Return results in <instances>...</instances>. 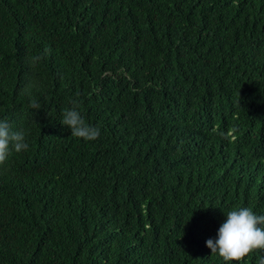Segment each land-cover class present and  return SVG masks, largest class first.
<instances>
[{"label": "trees", "instance_id": "obj_1", "mask_svg": "<svg viewBox=\"0 0 264 264\" xmlns=\"http://www.w3.org/2000/svg\"><path fill=\"white\" fill-rule=\"evenodd\" d=\"M0 120L29 145L0 164V264L264 256L205 244L264 214V0H0Z\"/></svg>", "mask_w": 264, "mask_h": 264}, {"label": "clouds", "instance_id": "obj_2", "mask_svg": "<svg viewBox=\"0 0 264 264\" xmlns=\"http://www.w3.org/2000/svg\"><path fill=\"white\" fill-rule=\"evenodd\" d=\"M50 53V48L44 49V55ZM41 58L37 55L31 58V62L34 64ZM73 104L75 107L64 111L60 123L70 129L73 137L87 141L96 140L100 129L86 123L77 110L78 102L73 101ZM31 108L40 109L39 102L33 100ZM10 145L17 153L29 148L24 131H14L6 120H0V164L8 158ZM225 216L226 219L218 228L217 238L205 241L211 254H217L225 262H239L256 251L264 250V214L257 215L249 207H239L229 210ZM259 264H264V256L259 258Z\"/></svg>", "mask_w": 264, "mask_h": 264}]
</instances>
